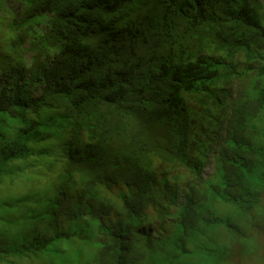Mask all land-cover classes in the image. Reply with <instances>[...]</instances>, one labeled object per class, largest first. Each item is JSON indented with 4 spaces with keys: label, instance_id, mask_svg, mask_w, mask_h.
<instances>
[{
    "label": "trees",
    "instance_id": "1",
    "mask_svg": "<svg viewBox=\"0 0 264 264\" xmlns=\"http://www.w3.org/2000/svg\"><path fill=\"white\" fill-rule=\"evenodd\" d=\"M19 178L0 264H217L209 226L264 192L262 0H0V187Z\"/></svg>",
    "mask_w": 264,
    "mask_h": 264
},
{
    "label": "rangeland",
    "instance_id": "2",
    "mask_svg": "<svg viewBox=\"0 0 264 264\" xmlns=\"http://www.w3.org/2000/svg\"><path fill=\"white\" fill-rule=\"evenodd\" d=\"M262 2L264 3V0ZM262 129L263 125L260 127L261 131ZM213 171V161H210L205 176L212 174ZM35 176L34 180L39 183L38 174L36 173ZM30 187V182L19 178V182L15 185L5 182L0 190L11 189L9 194L15 197L27 194L31 190ZM256 187L264 191L260 185H256ZM9 194L7 195L9 196ZM0 195H2V191H0ZM2 196L7 198L5 194ZM236 213L238 212L232 209L229 223L209 226L207 237L203 238L204 247L213 250L211 252L213 261H216L217 264H264V192L261 201L254 207L252 213H243L242 211L239 214ZM202 258H204V254L198 253L196 264H201Z\"/></svg>",
    "mask_w": 264,
    "mask_h": 264
},
{
    "label": "clouds",
    "instance_id": "3",
    "mask_svg": "<svg viewBox=\"0 0 264 264\" xmlns=\"http://www.w3.org/2000/svg\"><path fill=\"white\" fill-rule=\"evenodd\" d=\"M210 163V162H209ZM213 165H214V162H213ZM215 166V165H214ZM207 167H208V165L206 166V169H207ZM206 169H205V173H206ZM214 172V171H213ZM213 174V173H212ZM212 174H210V175H212ZM210 175H208V176H210ZM208 176H206V177H208Z\"/></svg>",
    "mask_w": 264,
    "mask_h": 264
}]
</instances>
